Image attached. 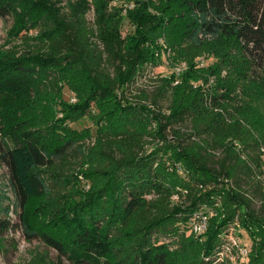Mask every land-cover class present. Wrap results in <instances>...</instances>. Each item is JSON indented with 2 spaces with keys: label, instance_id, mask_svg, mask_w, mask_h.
<instances>
[{
  "label": "trees",
  "instance_id": "trees-1",
  "mask_svg": "<svg viewBox=\"0 0 264 264\" xmlns=\"http://www.w3.org/2000/svg\"><path fill=\"white\" fill-rule=\"evenodd\" d=\"M126 1L135 5L128 43L101 0L92 23L87 0H0L24 52H0L9 194L0 193V251L19 230L45 250L14 264H240L223 251L238 226L250 241L242 264H264V0H163L156 13ZM32 29L39 33L21 34ZM163 32L190 73L211 41H230L244 65L234 81L206 78L184 100L179 82L159 76L134 92L153 60L144 44ZM64 85L76 103L61 99ZM86 116L94 135L70 127ZM166 157L185 167L187 182L165 172ZM202 208L215 214L200 240L188 224Z\"/></svg>",
  "mask_w": 264,
  "mask_h": 264
},
{
  "label": "rangeland",
  "instance_id": "rangeland-1",
  "mask_svg": "<svg viewBox=\"0 0 264 264\" xmlns=\"http://www.w3.org/2000/svg\"><path fill=\"white\" fill-rule=\"evenodd\" d=\"M90 7V12L88 13V21L92 23L94 8L99 0H87ZM105 3V8L108 14L117 13L120 18L117 23L118 32L123 41L128 43L130 37L134 36L135 28L129 18L128 12L133 11L135 5L132 2H128L126 0H101ZM142 3L146 2L150 5L149 9L156 13L153 8L156 7L157 10L160 9L161 2L163 0H140ZM62 7V5H59ZM14 22L13 17H9L6 19L0 18V52L7 53L9 51H16L17 55L20 56L24 52L20 50V48L15 45V40L9 37V31ZM180 29H174L175 35H177ZM39 31L32 29L29 32H22V35L35 36ZM171 44L168 42V38L165 32L161 33L156 37V39L152 42L145 43L144 48L149 51V54L152 55V61L150 64H145L140 69L141 72L144 73V70L147 71V76L139 78L137 83H134L131 87L134 92H138L141 89H151L152 79L155 77H164L170 79L172 84L173 81L178 80L180 84V99L184 100L188 97L189 94L193 93L196 90L204 89V80L213 79L214 77H218L220 80L230 82L235 79V71L241 69L244 65L240 60L237 52V48L230 41H211L206 45V51L203 54V57L199 60H195L193 71L190 73V69L188 70V65L185 61L177 60L172 52ZM151 51V53H150ZM146 67V68H145ZM181 68V72L179 75L176 74V70ZM143 69V70H142ZM210 75V76H209ZM140 77V76H139ZM174 85V84H173ZM63 94L61 99L67 103H76L77 97L74 93H72L67 86H63ZM44 95V94H43ZM41 94V98H45ZM46 96V95H45ZM3 98V97H2ZM7 99V98H3ZM166 105L163 104V108ZM57 116L60 117V107L56 106ZM256 113L260 110L254 109ZM99 113L95 109L92 115L97 116ZM2 119L0 117V127H1ZM71 128L82 131L86 128L90 129L91 134L94 135L96 131V126L94 125V121L91 116H86L81 118L80 120L72 123L70 125ZM153 127V126H152ZM188 128V125H186ZM151 125L146 127V130L150 131ZM89 143V142H88ZM264 160V157H263ZM177 163L173 161L170 157H166L164 167L165 172L171 175H174L177 179L183 181H188L187 171L185 167L181 165L183 171L185 173L181 174L178 172L176 167ZM87 165L85 166V169ZM80 184L79 189L81 191H88L90 188L89 182H84L83 176H79ZM7 172L4 167L0 166V193H6L7 195ZM5 202L3 205H7ZM10 220L16 224L17 218L13 213L9 215ZM240 235V243L245 247L250 244V241L247 237L245 231L241 230ZM5 245L0 251V264H14L17 262H25L29 257V252L38 249L44 251L45 247L43 243L40 241H27L21 234V231H10L7 232L4 236ZM167 241V240H166ZM227 242V240H225ZM50 257L53 261L56 259V253L52 250H48ZM224 252H220V257H222ZM234 260V259H233ZM64 264H68L65 262ZM214 264V263H213Z\"/></svg>",
  "mask_w": 264,
  "mask_h": 264
},
{
  "label": "built area",
  "instance_id": "built-area-1",
  "mask_svg": "<svg viewBox=\"0 0 264 264\" xmlns=\"http://www.w3.org/2000/svg\"><path fill=\"white\" fill-rule=\"evenodd\" d=\"M201 59V58H200ZM199 60V59H198ZM181 68L176 70V74L179 75L181 72ZM174 85L178 84V80H175ZM176 167L178 169V172L181 174L185 173L183 171V168L181 167L180 164H176ZM178 199L177 195H174L172 197L173 201H176ZM215 214V210L212 208H202L198 212L194 213V215L191 217V220L188 224V230L189 232L194 235L195 237L199 238L200 240H203L202 236L205 233V231L208 228V223L209 219ZM238 226L233 227L230 231L229 238L227 242L224 245L223 251L229 255L231 260L238 259L239 263L242 264L247 261L248 253H249V246L247 245L246 247L240 243V239L238 233L240 230H238ZM235 249V255L232 256V250ZM221 258V257H220ZM218 259V261L220 260ZM216 264V262H215Z\"/></svg>",
  "mask_w": 264,
  "mask_h": 264
}]
</instances>
